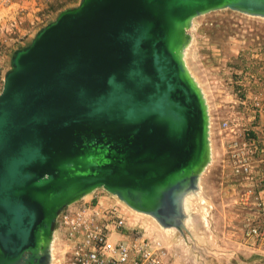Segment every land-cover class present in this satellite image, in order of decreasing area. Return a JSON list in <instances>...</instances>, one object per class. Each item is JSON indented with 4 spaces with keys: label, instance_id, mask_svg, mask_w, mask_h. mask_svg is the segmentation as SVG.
Here are the masks:
<instances>
[{
    "label": "water",
    "instance_id": "obj_1",
    "mask_svg": "<svg viewBox=\"0 0 264 264\" xmlns=\"http://www.w3.org/2000/svg\"><path fill=\"white\" fill-rule=\"evenodd\" d=\"M264 0H81L14 52L0 93V264H51L60 212L98 188L165 228L212 159L185 61L193 20Z\"/></svg>",
    "mask_w": 264,
    "mask_h": 264
},
{
    "label": "rangeland",
    "instance_id": "obj_2",
    "mask_svg": "<svg viewBox=\"0 0 264 264\" xmlns=\"http://www.w3.org/2000/svg\"><path fill=\"white\" fill-rule=\"evenodd\" d=\"M80 2L18 0L1 10L0 93L14 52L29 45L61 11ZM189 32L193 39L185 49V61L209 106L212 159L200 176L199 191L186 198L184 232L165 228L155 217L130 207L129 215L151 235L163 239L175 264H264V248L244 236L248 215L240 203V180L225 172L223 143L228 134L222 128L225 120L235 118L242 129L255 126L249 120L250 104L242 105L241 100L249 89L264 92V17L229 8L214 10L196 17ZM93 192L84 198L89 200ZM98 193L109 195L103 188ZM51 246V264H63L64 244L55 239Z\"/></svg>",
    "mask_w": 264,
    "mask_h": 264
},
{
    "label": "built area",
    "instance_id": "obj_3",
    "mask_svg": "<svg viewBox=\"0 0 264 264\" xmlns=\"http://www.w3.org/2000/svg\"><path fill=\"white\" fill-rule=\"evenodd\" d=\"M17 2L0 0V12ZM245 97L241 104H250L249 120L255 126L242 129L236 118L223 122L228 134L223 143L225 172L240 180V203L248 215L245 238L264 248V92L249 89ZM99 189L89 200L68 205L57 217L54 235L65 246L63 264H175L160 236L131 219L129 206L117 196L104 188L109 195L100 196Z\"/></svg>",
    "mask_w": 264,
    "mask_h": 264
},
{
    "label": "bare ground",
    "instance_id": "obj_4",
    "mask_svg": "<svg viewBox=\"0 0 264 264\" xmlns=\"http://www.w3.org/2000/svg\"><path fill=\"white\" fill-rule=\"evenodd\" d=\"M131 209H132L133 211H135L136 213L142 214V212L137 211L136 209H134V208H132V207H131ZM144 214H146V213H144ZM53 240H54V242H55V235L53 236ZM52 244H53V241H52ZM51 248H52V247H51ZM52 249H53V248H52Z\"/></svg>",
    "mask_w": 264,
    "mask_h": 264
}]
</instances>
